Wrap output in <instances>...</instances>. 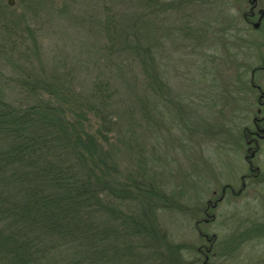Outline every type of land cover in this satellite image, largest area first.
Listing matches in <instances>:
<instances>
[{"label":"trees","instance_id":"1","mask_svg":"<svg viewBox=\"0 0 264 264\" xmlns=\"http://www.w3.org/2000/svg\"><path fill=\"white\" fill-rule=\"evenodd\" d=\"M109 1L102 0L101 22L108 53L120 28ZM166 1L139 0L150 10L163 8ZM7 6L0 0V63L24 98L10 100L0 89V264H202L198 249L188 250L163 233L156 212L181 210L183 204L175 191L168 193L146 173L145 143H138L131 130L124 144L140 151V165L127 176L120 174L110 139L119 127L113 115L119 90L113 79L101 74L88 94L76 92L74 70L66 60L56 57L48 69L38 30L11 18ZM238 30L236 39L223 33L229 42L255 49ZM184 31L203 48L209 30L194 33L188 25ZM238 55L228 53L227 80H210L214 97L200 96L206 112L220 121L211 128L215 134L234 123V112L245 105L242 97L253 91L252 64ZM237 58L241 62L235 68ZM140 64L144 80L132 102L142 121L151 124L162 117L168 85L150 52ZM87 119L96 123L89 127ZM135 124L128 127L133 130ZM103 141L109 149H103ZM185 252L191 260L181 258Z\"/></svg>","mask_w":264,"mask_h":264},{"label":"rangeland","instance_id":"2","mask_svg":"<svg viewBox=\"0 0 264 264\" xmlns=\"http://www.w3.org/2000/svg\"><path fill=\"white\" fill-rule=\"evenodd\" d=\"M13 1L14 5H10L6 0L10 17L38 30L48 69L56 57L66 60L65 65L74 70L73 88L76 92L88 94L94 79L101 74L113 79L119 90L113 105V115L119 127L110 139L116 145L114 153L120 174L127 176L140 165L137 161L140 151L134 145L129 149L124 144L130 138L131 130L138 143H145L142 154L147 158L146 173L155 177L159 185L166 186L168 193L175 191L174 195H178L183 204L181 210L156 212L162 231L169 240L187 245L188 250L194 247L199 252L200 246H209L211 242L208 239L216 235L211 264H264V240L236 245L230 243L229 237L233 233L229 228L230 222L223 221L228 213L222 207L213 212L217 216L213 224H198L207 218L212 170L221 180H230L233 174L244 171L239 160L227 156L216 163L221 154L211 141L214 131L211 128L219 125L220 121L213 117L212 112H206V102L200 100V96L214 97L215 94L208 90L212 77L215 76L220 84L231 75L226 65L230 50L239 51L238 57L241 56L249 65L262 64L263 31L245 35L256 49L244 47L238 41L229 42L226 38L228 33L236 39L239 27L248 30L242 17L244 6L240 9L239 5L223 3V0H167L163 8L150 10L139 0H110L120 28L114 49L108 53L109 44L101 33L102 0H46L42 4L32 0ZM260 1L264 8V0ZM188 25L194 33H198V29L209 30L203 48L186 37L184 27ZM240 34L244 36V33ZM236 47L239 50H235ZM149 52L160 67L168 92L162 103V117H157V122L145 124L137 103L132 101L135 100V91L142 89L144 76L140 63L147 59ZM237 60L235 68L241 62L239 58ZM205 66L207 69H203ZM257 81L264 90V74L260 73ZM0 89L10 100L24 98L14 83L12 73L2 63ZM252 94L251 91L249 97H242L246 106L251 104L249 98ZM259 95L257 93L256 97ZM248 110L252 111L251 108ZM85 121L89 127L96 123L93 119ZM129 122L136 123L133 130L128 127ZM102 143L104 150L109 149L107 141ZM215 163L221 171L212 169ZM248 195H251L247 199L250 210L258 211L256 207L260 204L252 200L256 195L254 190H249ZM180 256L187 261L192 258L186 252Z\"/></svg>","mask_w":264,"mask_h":264},{"label":"flooded vegetation","instance_id":"3","mask_svg":"<svg viewBox=\"0 0 264 264\" xmlns=\"http://www.w3.org/2000/svg\"><path fill=\"white\" fill-rule=\"evenodd\" d=\"M225 1L235 6L239 5L240 9L244 6L243 22L250 28L245 31L246 36L255 32H264V8L260 0ZM260 61L262 64L259 66L251 63L250 84L253 88V94L249 98L251 104L241 106L234 112L233 125H228L218 134L214 131L211 136L215 149L221 154L216 163L227 156L239 160L242 163L241 170L244 171L233 174L230 180H221L212 170L208 187L211 197L206 207L207 218L198 222V224H213L217 220L215 213L222 207L223 211L228 213L223 221L230 222L229 228L233 235L229 237V241L234 245L264 240V90L257 81L259 74H264V52L260 56ZM257 93H260L258 97H256ZM255 105L256 110H254ZM216 163L212 169L221 171ZM252 189L256 194L252 196V200L260 204V207H256L258 210L256 212L250 210L251 207L247 202L251 196L248 192ZM244 202H246L244 206H241ZM234 232L238 234L235 235ZM215 240L216 235H212V238L208 239V242H211L209 246H200L202 264H211Z\"/></svg>","mask_w":264,"mask_h":264},{"label":"water","instance_id":"4","mask_svg":"<svg viewBox=\"0 0 264 264\" xmlns=\"http://www.w3.org/2000/svg\"><path fill=\"white\" fill-rule=\"evenodd\" d=\"M10 5H14V1L13 0H9Z\"/></svg>","mask_w":264,"mask_h":264}]
</instances>
